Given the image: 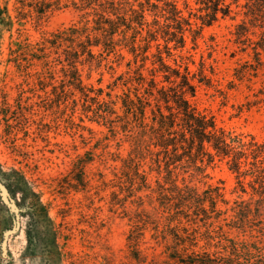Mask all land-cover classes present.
<instances>
[{
    "label": "trees",
    "instance_id": "trees-1",
    "mask_svg": "<svg viewBox=\"0 0 264 264\" xmlns=\"http://www.w3.org/2000/svg\"><path fill=\"white\" fill-rule=\"evenodd\" d=\"M60 10L76 19L31 40L26 24L39 30ZM225 19L235 22L231 56L249 58L233 69V81L250 83L264 70V0H0V57L7 35L4 64L52 102L35 110L68 111L71 128L91 131L73 122L86 120L105 129L107 146L115 142L106 152L112 177L102 174L100 183L109 189L110 208L128 220L127 264H264V144L218 125L198 106V88L211 79L203 65L190 68L203 29ZM122 61L125 69L115 74L113 63ZM101 67L112 71L109 91L86 82ZM260 83L248 86V108L264 106ZM116 87L120 93L112 95ZM33 113L0 92L6 125ZM90 161L73 163L66 190L86 187ZM216 161L233 174L235 198H225L217 184H197ZM31 195L22 208L11 199L19 212L50 220ZM50 222L54 245L66 244L69 237ZM63 255L56 254L60 263Z\"/></svg>",
    "mask_w": 264,
    "mask_h": 264
},
{
    "label": "rangeland",
    "instance_id": "rangeland-1",
    "mask_svg": "<svg viewBox=\"0 0 264 264\" xmlns=\"http://www.w3.org/2000/svg\"><path fill=\"white\" fill-rule=\"evenodd\" d=\"M75 19L72 11L60 10L48 16L39 30L26 24L27 34L34 40L41 31H54ZM234 23L225 19L205 27L202 37L197 40V48L190 50L194 61L190 68L195 70L203 65L211 79V86L198 88L196 102L214 116L218 125L250 133L264 144V106L248 108L246 103L251 93L248 86L255 90L259 88L260 82L264 81V70H260L250 83L233 81V69L249 59L240 54L231 56L235 50L230 34ZM8 41L5 35L4 52L0 57V92L10 103L16 99L27 111L33 109L34 113L25 118L19 114L16 121H8V125L0 120V182L21 208L23 200L33 198L31 191L37 194L35 199L46 205L50 220L69 240L64 244L60 239L59 245L55 246L50 220L10 210L0 193V264H127L125 235L129 229L128 220L118 206L110 208L109 189L104 190L100 183L102 174L106 179L112 177L111 168L107 166L114 163L107 162L106 152L116 150L115 142L111 141L107 146L105 129L86 120L80 123L74 118L73 122L91 131L77 126L71 128L68 111L66 114L55 113V110L53 113L36 111L37 104L52 105L50 96L40 90V85L22 81L12 67L4 64ZM190 46L188 40L187 47ZM113 67L117 74L125 69V62L113 63ZM111 74V70L101 67L92 71L86 82L109 91L107 85L113 80ZM116 93H120V87L113 89L112 95ZM119 151L124 154V147ZM90 158L92 161L83 167L86 187L77 192L66 190L65 180L71 175L73 163ZM203 183L221 186L227 199L236 197L231 192L234 176L224 162L216 161L207 167L206 177L197 182ZM13 226L15 232L7 237L4 253V233ZM63 250L64 261L60 263L56 254ZM65 252L71 253L72 257Z\"/></svg>",
    "mask_w": 264,
    "mask_h": 264
},
{
    "label": "water",
    "instance_id": "water-1",
    "mask_svg": "<svg viewBox=\"0 0 264 264\" xmlns=\"http://www.w3.org/2000/svg\"><path fill=\"white\" fill-rule=\"evenodd\" d=\"M0 193H1V198H2L3 202L7 205V207L10 210L11 209H15V211L18 213V209L16 208L13 200L9 197V193H8L7 189L5 188V186L1 182H0ZM14 232H15V228L13 226V228L9 229L8 231H6L4 233V238L2 240V248H3L4 253H5V243H6V239H7V237L10 234H13Z\"/></svg>",
    "mask_w": 264,
    "mask_h": 264
}]
</instances>
